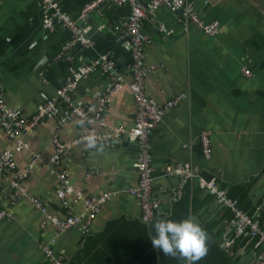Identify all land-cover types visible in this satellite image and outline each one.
<instances>
[{"label":"crops","instance_id":"crops-1","mask_svg":"<svg viewBox=\"0 0 264 264\" xmlns=\"http://www.w3.org/2000/svg\"><path fill=\"white\" fill-rule=\"evenodd\" d=\"M54 1L67 17L80 23L78 11L89 0ZM190 1L203 20L219 22L215 36L166 7H158L143 21L142 30L149 37L143 92L158 105L184 95L165 110L149 135L150 195L158 200L163 216L170 215L171 195L180 176L168 173L165 166L186 162L196 174L216 176L226 187L245 184L249 205L263 209L264 22L255 17L264 16V6L256 11L250 3L264 1ZM96 10L86 16L89 42L70 47L72 56L68 57L61 46L70 31L57 19L52 30L43 26L47 13L40 0H0V90L9 107L29 116L45 97L55 95L71 69L103 55L114 61L115 73L123 78V86L105 101L100 95L110 87L108 71L98 67L76 81L70 91L72 102L102 113L92 125L78 115L63 120L57 114L43 118L15 139H9L0 127V153L10 151L14 161L13 168L0 169V209L10 214L0 220V264H160L158 248L151 243L155 218L143 221L139 199L128 192L139 178L135 162L140 150L130 137L135 117L128 88L131 57L120 37L128 6L107 1ZM90 128L112 133L114 146L90 148L80 142L59 164L50 161L55 152L54 132L62 141H71ZM116 129L121 130L115 133ZM205 130L211 137L210 158L201 152L200 134ZM18 141L25 144L18 145ZM25 168L28 172L20 182L24 195L12 200L16 188L9 180ZM62 168L70 186L68 206L56 195V171ZM190 182L197 206L189 209V217L213 222L206 240L210 246L206 245V254L195 264H264V250L254 239L232 235L229 209L200 187L197 177ZM105 191L110 192L109 198L86 228L70 226L56 236L52 221L42 224L44 212L31 200L37 196L48 215L63 220L67 210L84 211L85 196ZM43 246L61 256V262L48 257Z\"/></svg>","mask_w":264,"mask_h":264},{"label":"built area","instance_id":"built-area-1","mask_svg":"<svg viewBox=\"0 0 264 264\" xmlns=\"http://www.w3.org/2000/svg\"><path fill=\"white\" fill-rule=\"evenodd\" d=\"M107 1L117 5L128 6V14L122 22L120 37L131 57V81L128 83V88L135 102V117L134 123L130 129V137L137 143L140 149L135 162L139 178L135 186L128 188V192L139 199L141 219L145 222H149L157 216L160 217L164 215L160 210L158 200L150 195L152 167L150 165L151 154L149 152V135L153 128H155L163 118L165 110L176 105L178 100L184 98V95L180 94L166 101L164 105H158L156 102L149 99L143 92L142 80L147 69V65L144 62V50L149 41L148 35L142 30L143 21L147 19L149 15L154 14L158 7H166L177 12V15H179L181 19L190 21L204 33L211 36H215L218 33L219 22L217 20H203L196 10L194 3L190 0H90L81 7L80 18L84 19L90 12L100 8ZM41 5L43 10L47 13L43 19V26L45 28L52 30L54 28L53 19H57L69 29L70 38L61 46L68 57L72 56L69 50L70 47L75 44L83 46L89 42L88 38L85 36L88 27L86 25H79L74 20L67 17L66 13L61 11L58 7L56 1L40 0V6ZM161 29L165 31L164 28ZM98 67L108 71L112 76V78H110V87L104 94L101 93L100 95L102 96L101 100L105 101L112 95L114 90L120 89L123 86V78L120 74L115 73L114 61L103 55L86 66L71 69L70 74L65 77L61 86L56 90L55 95L45 97L44 100L37 105L35 111L29 116H24L18 108L9 107L4 101L2 91L0 90V127L9 138L15 139L19 133H24L25 130L36 127L43 118L47 116H56L57 114H60L63 120L70 119L73 115H78L86 118L88 123L92 125L94 122L101 119L102 113L99 111L100 109L90 111L83 105H75L71 100L70 91L79 78L89 74ZM243 73L248 75L249 69L244 67ZM119 130L121 129H116L114 132L117 133ZM88 136L94 137L96 144L109 147L114 146L116 142V138L112 133H104L92 128L71 141H62L58 133L54 132L53 143L55 152L50 156V161L59 164L63 157L71 153L73 146L80 142L87 143ZM24 144L25 143L18 141V145ZM200 145L203 156L210 158L212 148L210 132L208 130L201 132ZM13 167L14 161L12 159V153L7 150L0 153V169H11ZM165 170L168 173L180 176V184L174 189L171 195L172 202L177 201L181 196L183 185L197 177L200 187L208 189V192L214 195L222 206L229 209L231 216L228 221L234 231V235L239 236L246 234L248 237L254 239L255 244L260 245L264 250V231L259 227L258 220L253 219L247 211L239 207L236 199L228 197L225 191L218 187L214 178L206 180L199 173L196 174V171L186 162H175L173 165H167L165 166ZM27 172L28 168H25L22 172L17 173L9 180L11 187L16 188V191L10 195L12 200H17L24 195L20 182ZM56 174L59 179L56 195L60 198L64 206H68L66 192L69 191L70 186L66 170L62 168L56 171ZM109 196L110 192L108 191L97 195L85 196L83 198V203L85 205L84 211L80 214H74L67 210V214L63 220L48 215L46 213V207L37 196L31 197V200L36 207L44 212L42 224L47 221H52L55 227L54 234L56 236L70 226L80 225L82 228H86ZM8 216H10L8 211L0 209V220ZM224 239H226L225 235ZM230 241L232 240L230 239ZM227 244H229V241L225 242V245ZM42 250L55 263L61 262L62 257L53 253L49 246H43Z\"/></svg>","mask_w":264,"mask_h":264},{"label":"clouds","instance_id":"clouds-1","mask_svg":"<svg viewBox=\"0 0 264 264\" xmlns=\"http://www.w3.org/2000/svg\"><path fill=\"white\" fill-rule=\"evenodd\" d=\"M87 146L95 147L96 140L87 137ZM151 243L164 254L181 256L195 264L207 252V233L193 217L182 219L157 218L151 224Z\"/></svg>","mask_w":264,"mask_h":264},{"label":"trees","instance_id":"trees-1","mask_svg":"<svg viewBox=\"0 0 264 264\" xmlns=\"http://www.w3.org/2000/svg\"><path fill=\"white\" fill-rule=\"evenodd\" d=\"M78 12L80 14V9ZM78 21H80V23H77L76 21L75 22L79 25H82V26H85V22H87L86 17L84 19H82V18H80V15H79ZM203 177L206 180H210V179L214 178V180L217 182L218 187L223 189L228 197H231L232 199H236L238 202V206L241 207L243 210L247 211V213L249 215H251L253 217V219H257L259 227L261 228V230L264 231V208L263 209L258 208L259 205H255V206L249 205V200L246 199L247 188H246L245 184L229 185L228 187H226L225 185L219 183L216 176L204 175ZM189 184L191 185L190 181L186 182V184L184 185V190L182 191L181 196L179 197V199L177 201L173 202V208H172L171 214L168 216H160V217L157 216V217H155V219H157V218H169V219H177L178 220V219H182L185 217H189V215H188L189 209H192L194 207V205H196V204H194L196 202H195V198L193 197V193L190 190ZM208 197H209V195H208ZM190 199H191V201H190ZM189 205H190V207H189ZM227 211L229 212V210H227ZM230 216H231V213L229 212V215H227V219H229ZM198 222L201 224V226L203 227V229L205 230L207 235H209V232L213 228V222H206V221H198ZM150 230H151V233L153 235L152 228H150ZM231 232H232V235H234V231H231ZM235 238H236V236H235ZM207 241H208V239H207ZM254 242H255V240H254ZM206 245L210 246V244L208 242H206ZM158 254H159L160 264H178V263L179 264H187L188 263V260L186 258H183L179 255H177V256L167 255V254H164L159 249H158Z\"/></svg>","mask_w":264,"mask_h":264},{"label":"rangeland","instance_id":"rangeland-1","mask_svg":"<svg viewBox=\"0 0 264 264\" xmlns=\"http://www.w3.org/2000/svg\"><path fill=\"white\" fill-rule=\"evenodd\" d=\"M250 4H253V5H251V8H256V11L263 9V6H264V3L261 1H252ZM245 9H247V8H245ZM255 20H257V21L261 20V22H264V16L255 17Z\"/></svg>","mask_w":264,"mask_h":264},{"label":"bare ground","instance_id":"bare-ground-1","mask_svg":"<svg viewBox=\"0 0 264 264\" xmlns=\"http://www.w3.org/2000/svg\"><path fill=\"white\" fill-rule=\"evenodd\" d=\"M96 11H97V10H96ZM70 60H71V59H70ZM45 67H47V66H45ZM49 82H50V81H49ZM118 94H119V93H118ZM44 124H45V122H44ZM44 124H43V125H44ZM68 125H69V124H68ZM54 130H55V129H54ZM1 133H2V132H1ZM28 135H29V134H28ZM7 137H8V136H7ZM9 139H10V138H9ZM21 148H22V147H21ZM25 151H26V150H25ZM32 151H33V150H32ZM13 153H14V152H13ZM51 155H52V154H51ZM39 162H40V161H39ZM75 190H76V189H75ZM82 203H83V202H82ZM152 221H153V220H152ZM246 250H248V249H246ZM237 256H238V255H237ZM237 256H236V257H237ZM235 259H236V258H235ZM178 264H179V263H178Z\"/></svg>","mask_w":264,"mask_h":264}]
</instances>
